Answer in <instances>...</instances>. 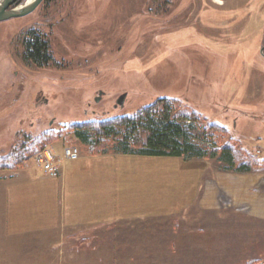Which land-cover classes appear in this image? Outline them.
I'll return each mask as SVG.
<instances>
[{
    "label": "rangeland",
    "instance_id": "obj_1",
    "mask_svg": "<svg viewBox=\"0 0 264 264\" xmlns=\"http://www.w3.org/2000/svg\"><path fill=\"white\" fill-rule=\"evenodd\" d=\"M220 2L44 0L33 13L0 22V158L7 157V164L18 165L17 154L26 155L23 149L49 131L59 137L46 150L56 159L60 151L65 158V148H78L80 155L170 157L123 154L112 139L93 147L73 132L77 124L134 115L167 98L174 115L189 113L182 123L191 141L207 153L178 158L206 162L209 172L202 185L217 196L210 206L195 200L194 207L195 202L175 206L169 216L93 230L67 229L62 236H0V264L263 261L264 165L249 157L264 159V0ZM30 31L48 41L53 61L47 65L24 58ZM123 94L126 101L117 106ZM226 144L238 151L237 167L245 163L242 171L220 157L219 149ZM36 150L32 158L7 170L29 164L59 174L61 168L47 172V162L40 161L43 153ZM168 166L177 164L159 162L162 169ZM251 179L259 205L253 214L242 193L250 192Z\"/></svg>",
    "mask_w": 264,
    "mask_h": 264
},
{
    "label": "crops",
    "instance_id": "obj_2",
    "mask_svg": "<svg viewBox=\"0 0 264 264\" xmlns=\"http://www.w3.org/2000/svg\"><path fill=\"white\" fill-rule=\"evenodd\" d=\"M55 156L61 162L57 175L29 164L13 172L0 170V236L26 240L67 229L93 230L118 222L169 216L174 208L195 200L202 207L217 200L202 185L209 172L206 162L86 151L75 161L65 160L64 151ZM162 160L174 161L177 167L162 169ZM250 184V192L242 193L253 214L259 205L252 196V179Z\"/></svg>",
    "mask_w": 264,
    "mask_h": 264
},
{
    "label": "trees",
    "instance_id": "obj_3",
    "mask_svg": "<svg viewBox=\"0 0 264 264\" xmlns=\"http://www.w3.org/2000/svg\"><path fill=\"white\" fill-rule=\"evenodd\" d=\"M24 46V58L35 65L44 66L53 61L48 41L36 32H27ZM188 114L179 112L174 115L171 101L167 98H160L134 115H125L101 122L77 124V127L73 128V132L81 143L93 147H97L106 139L115 140L116 150L123 154L183 157L185 159L205 157L207 154L205 149L191 141L185 128L186 125L182 123L183 120L189 119ZM90 133H93L94 136L90 137ZM58 139L59 137L53 131H49L32 140L27 151L26 148L23 149L26 155L17 154L16 158L19 161L15 166L18 167L21 163L32 158L33 154L37 152L36 148H40L38 155L44 153L49 143ZM219 150L222 160L231 165V168L237 167L239 156L233 146L226 144ZM212 155L216 157L218 152L213 151ZM6 160L7 157L0 158V170L16 169L15 166L7 164ZM249 160L264 165V159L259 161L249 157ZM20 161L22 162L20 163ZM238 165L240 166L237 169L240 171L245 168V163Z\"/></svg>",
    "mask_w": 264,
    "mask_h": 264
},
{
    "label": "water",
    "instance_id": "obj_4",
    "mask_svg": "<svg viewBox=\"0 0 264 264\" xmlns=\"http://www.w3.org/2000/svg\"><path fill=\"white\" fill-rule=\"evenodd\" d=\"M19 0H0V22L12 18L24 17L33 13L44 0H27L17 6ZM102 94V93H101ZM127 94H123L118 100L117 106L123 105L126 101ZM100 98L97 99L99 101Z\"/></svg>",
    "mask_w": 264,
    "mask_h": 264
},
{
    "label": "built area",
    "instance_id": "obj_5",
    "mask_svg": "<svg viewBox=\"0 0 264 264\" xmlns=\"http://www.w3.org/2000/svg\"><path fill=\"white\" fill-rule=\"evenodd\" d=\"M79 149L78 148H66L65 149V158L69 160H77L79 158ZM41 162H47L46 164V170L47 172L54 173L56 170L58 171L59 168H61V164L58 159L53 158L47 151L43 153V157L40 158ZM58 162V163H56ZM53 163V164H51ZM257 264H264V259L263 261L257 263Z\"/></svg>",
    "mask_w": 264,
    "mask_h": 264
},
{
    "label": "flooded vegetation",
    "instance_id": "obj_6",
    "mask_svg": "<svg viewBox=\"0 0 264 264\" xmlns=\"http://www.w3.org/2000/svg\"><path fill=\"white\" fill-rule=\"evenodd\" d=\"M19 4H20V2L16 3L15 6H17V5H19ZM262 52H263V54H264V48L262 49Z\"/></svg>",
    "mask_w": 264,
    "mask_h": 264
},
{
    "label": "bare ground",
    "instance_id": "obj_7",
    "mask_svg": "<svg viewBox=\"0 0 264 264\" xmlns=\"http://www.w3.org/2000/svg\"><path fill=\"white\" fill-rule=\"evenodd\" d=\"M221 0H218V2H220ZM221 3V2H220ZM41 157V156H40Z\"/></svg>",
    "mask_w": 264,
    "mask_h": 264
}]
</instances>
